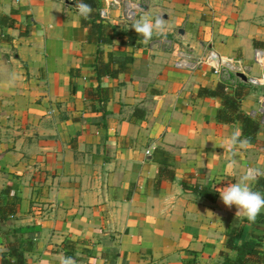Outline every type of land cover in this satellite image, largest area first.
Returning a JSON list of instances; mask_svg holds the SVG:
<instances>
[{"label":"crops","instance_id":"obj_1","mask_svg":"<svg viewBox=\"0 0 264 264\" xmlns=\"http://www.w3.org/2000/svg\"><path fill=\"white\" fill-rule=\"evenodd\" d=\"M133 1L145 6L134 20L118 6L104 23L135 33V45L101 47L105 60L128 52L132 63L98 80V47L73 0H0L15 21L0 26L10 39L0 40V192L19 200L0 221V264L19 237L34 242L26 264H222L221 252L235 257L226 239L238 226L235 244L263 236L264 253V191L251 193L264 177V125L248 144L239 124L216 121L220 97L197 96L222 81L231 91L235 75L175 67L214 51L247 78L264 75V47L253 45L264 43V0ZM263 94L253 86L242 113L257 121ZM156 157L173 180L156 184Z\"/></svg>","mask_w":264,"mask_h":264},{"label":"trees","instance_id":"obj_2","mask_svg":"<svg viewBox=\"0 0 264 264\" xmlns=\"http://www.w3.org/2000/svg\"><path fill=\"white\" fill-rule=\"evenodd\" d=\"M76 6L82 10L80 15L81 26L87 28L89 40L95 43L98 47L97 58L94 65V71L96 78L100 80L102 77L109 76L111 78H117L120 74L125 73L128 66L132 63V55L128 52H123L120 55H114L113 52H108L106 60L103 58L104 51L101 49L103 45H113L114 38L121 39L120 47L128 48L135 45L138 37L135 33L123 31L120 32L117 28L111 24H106L99 18V8L101 2L99 0H73ZM14 20L8 16L0 14V26L1 27H14ZM0 40L8 41L9 38H5L0 34ZM253 45L264 47V43L254 42ZM233 77V75H230ZM229 84L227 82L218 83L215 88L201 87L197 93L200 98L220 97L222 104L216 112V121L218 123L233 124L237 123L240 126V137H243L248 144H254L257 141L256 135L260 128V123L251 116H248L240 110V102L246 97L252 90V85L245 82H240L232 86L231 91L227 90ZM98 98L101 104L102 111L105 114L104 105L108 100V90L106 88L98 87L97 93L94 94ZM160 156H166V153L162 150L154 152ZM156 161L159 163V172L157 175V185L159 182L166 178L167 180L174 179V170L169 163L162 162L156 157ZM182 187L185 191L208 199L214 202L217 199L218 193L207 187L198 185L188 186L186 183H182ZM264 191V177L257 179L256 184L251 193H259ZM18 197L11 192L9 188L0 192V221H6L10 217H13L17 212ZM262 231L264 233V220ZM241 226L232 227L226 239V247L235 252V257L232 259L228 253L221 252L223 257L222 264H263L264 253L261 250V241L258 242H246L241 246H237L235 241L241 235ZM10 245V252L7 256H3L1 264H26L24 254L33 250L34 242L31 238L15 239L14 243Z\"/></svg>","mask_w":264,"mask_h":264},{"label":"built area","instance_id":"obj_3","mask_svg":"<svg viewBox=\"0 0 264 264\" xmlns=\"http://www.w3.org/2000/svg\"><path fill=\"white\" fill-rule=\"evenodd\" d=\"M101 6L99 8V18L102 21H107L113 12L118 6L122 7V17L127 22L134 20L137 13L140 10H144L145 6L142 4L135 3L133 0H99ZM255 59L259 62L260 53L259 51L255 52ZM205 64L212 68L214 74L222 73H233L240 72L241 70L236 68L231 62L222 60V58L214 51L208 52L205 56L198 59L197 62H190L187 57H179L175 62V67L182 70H194L198 66ZM231 73V74H232ZM249 84L252 86H260L264 88V75L260 78H249ZM253 117L257 118V121L260 125H264V94L262 101L260 102L259 109L253 113ZM146 154H150V151H146ZM247 174H250V171H247Z\"/></svg>","mask_w":264,"mask_h":264},{"label":"water","instance_id":"obj_4","mask_svg":"<svg viewBox=\"0 0 264 264\" xmlns=\"http://www.w3.org/2000/svg\"><path fill=\"white\" fill-rule=\"evenodd\" d=\"M234 75H235L236 78H238L242 82H245V83L249 82V78H247L243 73H240V72L236 71Z\"/></svg>","mask_w":264,"mask_h":264},{"label":"rangeland","instance_id":"obj_5","mask_svg":"<svg viewBox=\"0 0 264 264\" xmlns=\"http://www.w3.org/2000/svg\"><path fill=\"white\" fill-rule=\"evenodd\" d=\"M232 73V72H231ZM241 73H243L242 71H241ZM233 74V73H232ZM244 74V73H243ZM245 75V74H244ZM246 76V75H245Z\"/></svg>","mask_w":264,"mask_h":264}]
</instances>
